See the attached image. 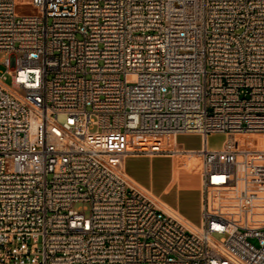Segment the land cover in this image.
Returning a JSON list of instances; mask_svg holds the SVG:
<instances>
[{"label":"built area","instance_id":"obj_1","mask_svg":"<svg viewBox=\"0 0 264 264\" xmlns=\"http://www.w3.org/2000/svg\"><path fill=\"white\" fill-rule=\"evenodd\" d=\"M0 64V264H264V224L208 192L264 150L240 138L264 132V0H0ZM180 133L203 138L199 225L125 168Z\"/></svg>","mask_w":264,"mask_h":264},{"label":"crops","instance_id":"obj_2","mask_svg":"<svg viewBox=\"0 0 264 264\" xmlns=\"http://www.w3.org/2000/svg\"><path fill=\"white\" fill-rule=\"evenodd\" d=\"M246 133H242L240 135L241 140L243 141V137ZM256 135L260 136L258 142L253 146H248L244 141V143L253 149H264V133L260 132H252ZM182 134V133H180ZM180 134L174 135L172 138V143L168 146H164V144H155L149 147H154L159 149L148 152L142 151L137 153H132L126 156L125 159V168L128 175L133 178L136 182L141 184L142 186L148 188L152 193L161 198L168 206L177 210L180 214H182L186 219L190 222L197 224L195 221L197 217L202 222V208H203V178L201 176L200 171L192 170L199 169L200 165V157L194 154L193 152H184L183 149H197L193 147H186L182 143L179 142L178 136ZM196 134V133H195ZM218 134H225L222 132H213L209 134V146L213 148H219L222 144H211L212 136ZM200 135V134H199ZM141 146V145H140ZM201 148V147H199ZM177 150V151H176ZM198 157V160L195 165H188L189 157ZM156 158H166L169 160V165L167 168L159 169L156 171L155 168V159ZM250 164V163H249ZM229 165V163H228ZM231 167L236 169V173L238 176L240 173H244V170L241 171L240 160H236L235 158L231 159L230 165ZM248 172V170H247ZM159 176V179H158ZM239 180L236 176V181L231 182L228 188H238ZM248 182L246 180L245 187L241 189V197L244 198L243 202L238 205L236 203H228L226 210L232 212L233 214H245L247 211V205L251 203V197L246 195L249 189H252L253 193L257 191V189L249 188ZM232 192H228L231 194ZM232 196V195H231ZM252 196V195H251ZM255 194L252 196L254 197ZM210 202L213 205V201H215L210 195ZM234 220V219H233ZM235 221V220H234ZM242 224V223H241Z\"/></svg>","mask_w":264,"mask_h":264},{"label":"rangeland","instance_id":"obj_3","mask_svg":"<svg viewBox=\"0 0 264 264\" xmlns=\"http://www.w3.org/2000/svg\"><path fill=\"white\" fill-rule=\"evenodd\" d=\"M17 11L19 13H31L35 11V8L33 7V5L30 4H18L17 6ZM4 70L5 66L0 64V70ZM6 82L8 84H12V80H11V76L10 74H8V78L6 79ZM65 118L64 115H60L59 116V120H63ZM260 133H264V132H260ZM172 135H168V134H163L160 135L158 137H151V136H145V135H140V142L142 139V145L140 147L143 148H147L151 145H155V144H164V146H168L170 143H172ZM227 138V134H218L215 136H212L211 138V144H222L224 143V141ZM260 139L259 135H256L252 132H249L247 134H245V136L243 137V141L248 145V146H253L255 145L256 142H258V140ZM178 140L180 143H182L184 146L190 148H199L203 145V138L201 135L199 134H195V133H182L178 136ZM160 147V146H157ZM199 157V156H198ZM198 157L192 156L189 157L188 159V165H195L198 160ZM236 160H240V167L241 169L244 168V162L242 161V157L239 156L238 154H236L235 156ZM200 165L202 166V158L200 157ZM251 164H253L254 168H256L257 170L255 172L250 173V176L248 177V179H246L241 173L238 176V173H236V176L239 180L238 183V188H228V187H217L214 185H211L210 188L208 189L209 192V196L211 195L212 198L215 200L213 201V205H210L212 210H218L219 212H222L226 215H228L231 219H234L236 222L238 223H242V224H248V225H252V224H256V225H262L264 224V150L263 152H260L259 154L257 153L256 155H252L251 156ZM169 165V160L166 158H156L155 159V168L156 171H158L160 168H167V166ZM201 167L199 169H192V170H198L200 171ZM251 171V170H250ZM253 171V170H252ZM159 179V176H158ZM248 182V187L249 188H254L257 189V191H255V196H251V203L249 205H247V211L245 212V214H233L232 212H229L228 210H226V207L228 205V203H236L238 205H240L243 202V199L240 195V191L242 187H245V182ZM236 181V177L232 182ZM232 192L231 194H228V192ZM252 189H249L248 192L252 193ZM206 193V192H205ZM232 195V196H231ZM197 222V224H201V220L199 219V217L196 218L195 220ZM225 235V233L223 234H219L216 233L215 236L217 238H220L221 236ZM252 241L254 243H258L257 238H252Z\"/></svg>","mask_w":264,"mask_h":264}]
</instances>
